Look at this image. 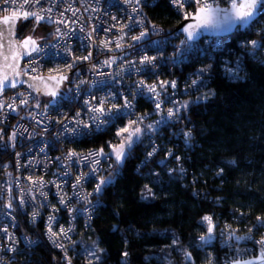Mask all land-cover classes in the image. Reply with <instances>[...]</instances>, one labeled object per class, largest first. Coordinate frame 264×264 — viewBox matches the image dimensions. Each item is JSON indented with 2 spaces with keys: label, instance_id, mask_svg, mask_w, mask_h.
<instances>
[{
  "label": "trees",
  "instance_id": "obj_1",
  "mask_svg": "<svg viewBox=\"0 0 264 264\" xmlns=\"http://www.w3.org/2000/svg\"><path fill=\"white\" fill-rule=\"evenodd\" d=\"M146 12L150 20L167 30H175L182 20L166 0L155 1ZM255 24L263 28L264 18ZM34 26L43 33L49 29L42 23L37 26L33 19L18 20L16 34L20 39L28 35L35 39ZM263 33L252 27L239 30L229 43L234 48L232 52L210 49L204 54L196 53L181 68L163 72L187 83V71L196 73V66L208 69L202 74V86L190 90L181 101H189L179 116L191 132L188 144L181 134L175 140L165 132L158 138L163 140L159 150L149 159L147 139L134 145L120 174L101 193L102 202L90 225L81 227L76 236L75 264L89 260L92 264H183L181 247L192 253L196 264L207 263L209 256L214 264H224L236 256L234 244H221L224 229H236L243 235L249 229L257 236L264 234V227H257V217H264V53L251 55L239 44L242 41L248 45L252 38H262L264 42ZM239 53L240 79H235L222 67ZM205 94L211 95L197 100ZM141 104L142 108L149 106L148 102ZM124 124V120H118L106 131L74 146H103L109 150L106 141L117 144L116 131ZM145 185L152 188L154 198L142 199ZM205 215L211 216L215 224L214 240L200 248L198 238L208 227L202 221ZM38 234L42 235L40 231ZM175 238L179 240L177 246L172 245ZM97 249L104 250L97 252L99 262L88 255ZM13 264L63 262L59 251L41 238L31 255L21 256Z\"/></svg>",
  "mask_w": 264,
  "mask_h": 264
},
{
  "label": "built area",
  "instance_id": "obj_2",
  "mask_svg": "<svg viewBox=\"0 0 264 264\" xmlns=\"http://www.w3.org/2000/svg\"><path fill=\"white\" fill-rule=\"evenodd\" d=\"M155 1L157 0H141L138 12L132 11L133 7L136 6L134 2L125 3V0H45L43 3V7H51L52 9L50 14L45 13L46 16L50 15L51 19L40 22L48 26L49 29L45 32L43 39L37 41L42 51L33 53L31 57H25L21 63L20 67L23 68L29 60L35 62L33 67H36L37 71L35 73L29 72L27 76H59L61 73L55 71L50 73L49 69H63L66 64L72 62L74 57L86 56L89 51L92 53V58L88 61H77L76 67L67 73L69 81L63 83L55 104L50 103L51 97L34 92L23 85L0 94V104H2L0 107V130H2L0 131V137H2L0 138V229H8L7 234L0 231V264H13L17 258L31 255L41 238L48 245L57 249L63 264H67L64 251L55 247L46 234L47 218L54 214L52 212L53 206L60 209L59 213H55L58 216L59 225L65 228L69 226L73 228V231L68 233L70 239L64 236L59 239L67 248V256L71 258V264H75L73 254L76 252L74 251V253L73 250L76 248V236L81 227L90 225L98 206L102 202L101 194L97 195L93 191L97 183L96 179L83 180L80 187L73 189L72 185L77 176L82 172H89V167L82 161L76 164L77 158L75 157L72 161L66 159L69 150L86 154L89 150L100 148H76L74 146V143L89 139L93 134L99 133L94 131V127L91 134L86 136H76L64 128V124H67L69 129L74 126L72 118L77 112L81 113L78 119L90 123V114L83 106L84 100H90L93 96L98 99L108 96L110 93L127 96L134 105L135 115L125 116L122 119L124 123L127 124L129 120H135L137 116L147 114L141 127L146 124H153L156 128V131L152 132L150 136L144 135L141 138V140L147 139L150 143L148 152H152L153 147H156L157 151L159 150L163 140L159 141L158 138L162 137L165 132H169V137L173 136L175 140L181 134L182 140L186 142L183 133L189 130L183 122L177 117L167 119V109L174 107L172 103L165 101L161 110L156 111L154 103L147 98L149 94L145 93V96L136 95L133 99L129 92L131 91L133 94L137 92L135 85L138 81H144L146 85H151L157 81L175 80L177 82L176 89L168 87L166 94L172 96L173 101H183V97L190 90L202 86L189 87L192 80L203 82L202 75L198 76L197 73L200 69L207 67L196 66V73L187 71L186 74L189 76L187 83H181L172 75H166L163 72L166 70L173 72L175 67L181 68L196 53L204 54L210 49L216 52L224 51L225 54L227 50L232 52L234 48L229 43L239 30L225 36H204L182 45L181 42L186 40L184 34L177 30H167L148 18L146 8L153 5ZM166 1L176 11L170 4V0ZM221 5L226 6L223 3ZM3 7H6L7 11H0V16L10 14L15 6ZM195 9L194 3L185 4L179 13L181 19H183V13H193ZM129 17L136 20L143 19L145 23L143 26H136L132 29L124 28L123 32L127 34L120 41L123 47L117 48L116 41L122 34L121 25L131 23ZM262 18L264 16H260L259 20L261 21ZM34 22L36 23L35 20ZM114 25L115 27H113ZM152 25H155L156 29H153ZM250 27L256 32L264 31V27H260V29L256 27L255 23ZM57 28L60 29V34H57ZM107 29H111V31H107ZM145 29H147V35L140 41L131 40V36L138 35ZM249 29H242V31ZM16 38L20 40L19 33L16 34ZM252 40L263 41L262 38H252L250 41ZM101 41H110L108 48L102 47ZM239 44L242 49H248L251 55L264 53V47L257 46L254 48L250 43L247 45L242 41H239ZM129 45L132 46L129 47ZM67 49H70V52L66 51ZM185 50H187L186 54L179 59L174 55ZM145 55L157 57L154 61L155 67L151 68V71H145L144 66L139 64L140 59ZM238 56H234L232 62L229 61L222 67L223 71H226L230 77H232L230 71L237 66L240 68L242 63V55L239 53ZM113 57L116 59L111 65L103 63ZM135 69L141 70L136 71ZM81 80L86 81V83L80 85L77 92V85ZM20 93H24V96H21ZM164 96L165 93L161 92L160 99H163ZM22 99H27V103L22 104ZM96 102L93 101L94 104ZM142 102H148V108H142L140 106ZM111 103L122 105L123 100L118 96ZM37 104L39 107H36ZM162 117L166 118V122L157 124L156 122L161 121ZM13 132L16 133L14 141L9 139ZM186 143L188 144V142ZM149 158L146 156V159ZM112 163L113 167L110 168L109 162L102 159L98 176H107L111 173L114 180L116 177L114 161ZM41 178L46 182L42 189L47 193L46 201L36 191L38 185L33 184V180H40ZM57 185H60L59 190ZM30 188L32 189L31 193L28 191ZM77 192L82 195L92 193L88 197L90 204L78 203L75 198ZM61 195L69 201L68 208H87L88 211L82 215L67 212L64 206L58 203ZM21 196H24L26 200L23 206L19 202ZM32 196H35V200L31 198ZM9 201L12 202V208L6 207ZM97 201L100 203L97 204ZM45 203L47 206H42ZM34 211L40 213L35 221L32 220ZM53 230L58 231V226H54ZM231 230H235V234L241 237L248 235V233L245 235L238 234L236 229H224L222 232L224 241L221 243L223 247L234 244L235 251L236 249L248 250L249 256L258 251L257 245L252 240L229 239ZM39 231L42 234L40 236ZM8 235L14 236L15 240H9ZM251 235L257 241L261 238V235L257 236L252 233ZM213 240L214 233L213 239L209 243ZM197 245L200 248L206 246H201L202 242L199 238ZM9 248L14 250L10 251ZM235 254L237 255L236 252ZM229 260L231 258L225 260L224 264H227ZM85 264H89V262Z\"/></svg>",
  "mask_w": 264,
  "mask_h": 264
},
{
  "label": "snow or ice",
  "instance_id": "obj_3",
  "mask_svg": "<svg viewBox=\"0 0 264 264\" xmlns=\"http://www.w3.org/2000/svg\"><path fill=\"white\" fill-rule=\"evenodd\" d=\"M45 0H0V11H7L6 7L13 5L15 6L11 13L8 15H4L0 17V55L3 56L4 61H8L9 57H11L13 64L7 65L11 67L14 77L18 78L22 74L28 75L29 72L35 73L37 71L36 67H33L35 63L33 60H29L23 68L20 67L19 61L24 59V57H31L33 53H39L42 49L39 47L37 40L34 39L31 35L24 37L23 40L17 41L15 36V25L18 20L27 21L29 19H34L36 21V25L38 26L40 22L45 21L46 19H51V16H46L45 13L50 14L52 9L51 7L45 8L43 7V3ZM135 3V7H133V12L139 11V6L141 0H125V3ZM195 4L196 11L194 13L185 12L183 13L184 20H191V23H188L182 27V31L186 34V40L182 41V45L186 44L189 41H193L198 35H200V29H207L209 27L219 29L225 33H231L233 30H242L250 28L253 23L258 22L260 16H264V0H170V4L175 8L177 13L179 14L181 10L184 8L185 4ZM225 4V7H222L221 4ZM75 15V13H73ZM61 15H63L61 13ZM113 19H116L113 17ZM131 23L121 25V36L116 41V47L121 48L123 45L120 41L123 40L124 35L127 33L123 32L124 28L132 29L136 26H143L145 21L143 19L136 20L133 17H129ZM55 22V21H53ZM63 23V21H60ZM23 27V26H22ZM115 27V25L113 26ZM153 29H156L155 25H152ZM33 31H35V26L33 27ZM107 31H111V29H107ZM57 34H60V29L57 28ZM91 35V34H90ZM147 35V29L141 31L138 35L131 36V40L133 41H140L143 37ZM110 41H101V46L104 48H108ZM249 43L255 48L257 46L264 47V42L252 40ZM6 45V48H5ZM132 45H129L131 47ZM110 50V49H109ZM5 51L7 54H5ZM66 51L70 52V49ZM186 51L178 52L174 55L177 56L179 59L180 57L186 54ZM92 58V53L89 51L88 55L82 57H74L71 63L65 65L63 69L56 68V69H49V72H58L61 73L59 77L57 76H49L43 77L40 75L31 76V81H39L40 85L38 86L36 83H29L28 81H23L24 83H28V87L32 88L34 91L42 92V94L49 96L52 98L50 103H56V97L60 95V88L61 85L69 81V75L71 70L76 67L77 61L83 60L88 61ZM116 58L113 57L111 59L105 60L103 63L105 65H111ZM157 57H150V56H143L139 64L144 66L145 71H151V68L155 67L154 61ZM177 62V61H174ZM131 63V62H130ZM95 67V65H93ZM210 67V66H209ZM136 71H140L141 69H135ZM207 68H202L199 70L197 75H202L206 72ZM240 68L237 66L234 70L230 71V74L235 79H240L239 76ZM54 81V86L50 85L48 82ZM20 81L13 78L10 79L7 74L0 75V92H3L6 87L15 88L17 83ZM86 81L81 80L77 85V92L79 91V87L82 84H85ZM202 81L192 80L191 85L189 87H197L198 85H202ZM137 87V92L135 94L129 92V95L133 96L135 99L136 95L145 96V93L149 94L147 98L154 103L155 110H161L162 104L167 101L168 103H172L174 107L167 109V119H171L173 117L179 118V113L181 109H187L189 101L179 102L173 101L172 96L167 95L168 87L172 89H176L177 82L175 80L172 81H157L151 85H146L144 81H138L135 85ZM159 89V90H158ZM187 90V89H186ZM71 91V89H69ZM161 92L165 93L163 99H160ZM21 96H24V93H20ZM173 95L175 93L173 92ZM211 94H205L203 97H198L197 100H206L208 96ZM120 96L123 100L121 104L111 103V101L116 100L117 97ZM97 101L95 104L93 101ZM22 104L27 103V99L21 100ZM109 105V106H105ZM83 106L86 107L87 113H89V122H85L83 120L78 119L81 115L80 112L75 114V117L72 118V122L74 126L69 129L67 124H64L65 130L71 131L76 136H86L91 134V130L96 132L106 131L107 128L112 127L118 120L123 119L125 116L135 115L133 109L134 105L132 101L128 99L127 96H123V94H109L105 97H92L90 100H84ZM2 107V104H0ZM39 107V104L36 105ZM145 115L137 116L135 120H129L128 123L123 127L116 131V138L119 139L118 144H114L112 141H106L108 151L106 152L104 147L101 146L98 149L89 150L86 154L77 153L74 150H69L66 159L72 161L73 158H77L75 163L79 164L81 161L89 167V172L81 173L77 176L75 183L72 185L73 189H76L81 186V182L88 178H93L97 180V183L94 188V193L99 195L103 192L105 187L110 186L113 183V175L110 173L107 176H98V172L100 171V161L103 159L109 162V167H113V161L115 165V174L119 175L120 170L128 158L132 155V149L134 145L141 143V138L144 135H149L156 131V128L153 124H146L143 127ZM58 123H62L61 121H57ZM166 122V118L162 117L161 121H157V124ZM2 131V130H0ZM16 133L13 132L9 139H15ZM183 135L186 138H190L191 132H184ZM2 138V137H0ZM157 151L156 147H153L152 152H148L146 154L147 157L153 156ZM19 155V154H17ZM168 155L171 156L172 153L168 152ZM59 159V158H58ZM179 160V157H176ZM163 163V161H161ZM183 172V169H181ZM223 172V169L220 170ZM219 174V173H218ZM68 175V173H65ZM31 179V178H29ZM45 183L43 179L40 180H33V184L38 185L36 191L39 192L41 196L47 200V193L44 192L42 189L45 187ZM59 190L60 185H57ZM30 193L32 189L28 190ZM59 194V192H58ZM92 193H88L87 195H82L81 193H75V198L77 199L78 203L83 202L86 204H90L88 197L91 196ZM142 199L147 200L150 198H154L155 194L152 191V188L148 185H145L141 191ZM35 200V196L31 197ZM20 205L23 206L26 203L25 197L21 196L19 198ZM58 203L64 206L65 210L69 213L75 212L78 215L84 214L88 211L87 208H68L67 205L69 201L65 199L63 195L60 196ZM100 201H97L99 204ZM42 206H47V204H43ZM8 208H12V202L9 201L6 205ZM60 209L56 208L55 206L52 207L53 215H49L47 218L46 224V234L52 244L60 248L64 251V258L67 264H71V258L67 256V248L66 246L60 242V237L64 236L68 237V233L73 231V228L69 226L65 228L62 225H59L58 216L55 213H59ZM39 211H34L32 214V220L35 221L36 217L39 216ZM202 221L206 222L207 232L205 234L200 235L199 240L202 242L201 246L207 245L213 239V232L215 229V224L211 216L205 215L202 217ZM257 227H264V217H257ZM54 226H58V231H54ZM230 227V226H229ZM115 231H119L118 226H114ZM5 234H7L8 229H0ZM252 230L249 229V233L246 237H241L235 234V230H231L229 232V239H236L237 241L241 239H249L252 240L255 245L258 247V251L254 254L249 256L248 250H240L236 249L237 255L229 260L227 264H264V236L257 241L254 240L251 235ZM7 238L9 240H15L14 236L8 235ZM179 244L178 238L173 239L172 245L177 246ZM10 251L14 250L9 248ZM103 249H97L96 251L90 252L88 255L94 257L97 262L100 261L101 257L97 254L103 253ZM179 251L182 252L183 256V264H196V260L193 258V255L190 251L185 248H179ZM126 257L127 253H123ZM247 257V258H246ZM89 264H92V260H89ZM171 264V261H169ZM207 264H214V259L209 256L207 260Z\"/></svg>",
  "mask_w": 264,
  "mask_h": 264
},
{
  "label": "water",
  "instance_id": "obj_4",
  "mask_svg": "<svg viewBox=\"0 0 264 264\" xmlns=\"http://www.w3.org/2000/svg\"><path fill=\"white\" fill-rule=\"evenodd\" d=\"M222 6V5H221ZM222 7H225V6H222ZM195 11H196V9H195ZM194 11V12H195ZM193 12V13H194ZM4 15H1L0 17H3ZM192 21L191 20H184V18L179 22V24L176 26V28H175V30H177V31H179V32H181L182 34H184L185 35V37H186V34L182 31V27L184 26V25H186V24H188V23H191ZM17 23H18V21L16 22V25H15V36H16V28H17ZM199 32H200V35H198L194 40H198V39H200V38H202V37H204V36H212V37H214V36H225V35H229V34H232V33H234L235 32V30H233L231 33H225V32H223V31H221V30H219V29H216V28H211V27H209V28H207V29H200L199 30ZM26 37V36H25ZM24 38H22V39H20V40H23ZM16 40H17V38H16ZM20 40H17V41H20ZM193 40V41H194ZM5 48H6V45H5ZM5 54H7L6 53V51H5ZM25 58V57H24ZM22 61H23V59L22 60H20L19 61V63H20V66H21V63H22ZM10 64H13V61H12V59H11V57H9V60L8 61H4V59H3V56L2 55H0V75H3V74H7L8 76H9V78L10 79H13V78H15V79H17V80H19L20 82L19 83H17V86L16 87H19V86H21V85H23V86H26V87H28V83H24L23 81H28L29 83H36L38 86H42V85H40V82L39 81H31L30 80V76H27V75H21L20 77H18V78H16V77H14V74H13V72H12V69H11V67H8L7 65H10ZM43 77H49V76H43ZM59 76H57V78H58ZM50 85H52V86H54V81H49L48 82ZM63 85V84H62ZM62 85H61V88H62ZM15 87V88H16ZM29 88V87H28ZM61 88H60V90H61ZM9 89H13L12 87H6L5 89H4V91H6V90H9ZM31 90H33L32 88H30ZM3 91V92H4ZM34 91V90H33ZM34 92H37V91H34ZM2 92H0V94H1ZM37 93H40V94H42V92H37ZM42 95H44V94H42ZM46 96V95H45ZM57 98V97H56Z\"/></svg>",
  "mask_w": 264,
  "mask_h": 264
},
{
  "label": "rangeland",
  "instance_id": "obj_5",
  "mask_svg": "<svg viewBox=\"0 0 264 264\" xmlns=\"http://www.w3.org/2000/svg\"><path fill=\"white\" fill-rule=\"evenodd\" d=\"M32 31V30H31ZM29 31H27L25 34H27ZM32 33L34 34V37L37 39V41H41L43 39V37L45 36V33H43V31L40 28H35V31H32ZM47 34V33H46ZM233 34V33H232ZM126 125V124H125ZM119 143V141H118ZM117 143V144H118ZM90 250L92 249V245H90Z\"/></svg>",
  "mask_w": 264,
  "mask_h": 264
}]
</instances>
